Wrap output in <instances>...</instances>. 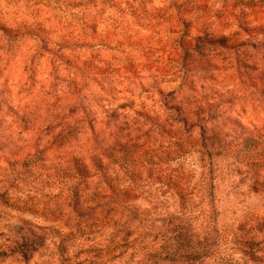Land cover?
I'll list each match as a JSON object with an SVG mask.
<instances>
[{"label": "rangeland", "instance_id": "1", "mask_svg": "<svg viewBox=\"0 0 264 264\" xmlns=\"http://www.w3.org/2000/svg\"><path fill=\"white\" fill-rule=\"evenodd\" d=\"M122 141L128 165L105 156ZM260 151L264 0H0V178L22 205L0 204V246L36 242L0 264H66L110 242L76 230L72 155L142 175L119 209L134 244L99 261L264 264V167L247 163Z\"/></svg>", "mask_w": 264, "mask_h": 264}, {"label": "trees", "instance_id": "2", "mask_svg": "<svg viewBox=\"0 0 264 264\" xmlns=\"http://www.w3.org/2000/svg\"><path fill=\"white\" fill-rule=\"evenodd\" d=\"M200 137L203 139V132ZM215 138V140H218L221 143L219 150L227 147L228 143L225 138H220L219 136H216ZM251 141L253 140L249 136L240 138L238 142H235L239 146L236 151L238 153L242 152L245 156L246 147ZM126 144H128V141H122L117 145L114 144V146L108 147L105 151L107 152L105 156L111 160L113 158L116 159L115 152H119V154L123 153L125 156L123 163L128 165L129 159L126 153H130V150H128ZM179 156L178 153L177 156L173 157V160L179 158ZM259 156V158L257 157L255 160H251L253 156L249 154V160L247 163L256 165L261 162L262 164L260 165L264 167V156H262V151H260ZM92 159L93 164L87 165V163H84L79 156L72 155L67 159V166L63 168L64 174L66 169L67 175L70 177L69 183L71 191H69L68 196L70 197L72 205L70 207L71 209H69V213L70 215L77 214L78 219L80 220V223L76 225V230H83L86 227L89 228L88 232L93 230L101 232L110 230L109 234L111 233L113 237L107 245L98 250V253H91L92 250L90 249L89 251L91 254H86L81 258H78L77 256L67 257L66 261L68 262L66 264H108L107 260L101 262L97 257H100L101 255H110L112 258H117L118 256L124 255L127 253L128 247L131 244H134L133 241L136 239V236L132 237L133 231H131V228L128 226L127 220H122L123 216L120 214L119 209H123L130 196L134 195L136 191V183L137 181L142 180V175L137 171L138 174L134 176L136 179L130 181L113 180L105 174L108 170L109 164H103L101 157L99 156H94ZM21 165L22 167L29 165L28 159H24ZM28 171L29 170H27V172ZM5 175L7 176L0 178V204L15 209L20 208L22 206L20 204L21 201L11 191V189H14L15 185H11L10 174L6 173ZM14 175L15 178H18L21 177L23 173L20 172V170H17ZM8 180L10 181V185H5L4 183H7ZM30 231L33 235L38 236V233L34 232V229H30ZM70 231L73 232V229ZM65 239V236L61 238L62 245H64V242L62 243V241H65ZM35 243L36 242L34 241V243L31 242L29 245ZM29 245L12 246L7 249H2L0 246V259L24 256ZM62 248H65V246ZM152 250L153 251L145 252L142 256H145L146 254L149 256H155L157 252L154 249ZM60 264H65V259L61 261Z\"/></svg>", "mask_w": 264, "mask_h": 264}]
</instances>
